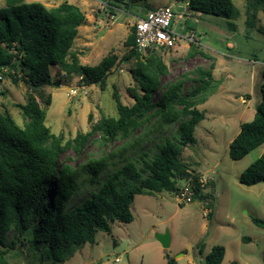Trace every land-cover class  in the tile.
I'll list each match as a JSON object with an SVG mask.
<instances>
[{
	"label": "trees",
	"instance_id": "16d2710c",
	"mask_svg": "<svg viewBox=\"0 0 264 264\" xmlns=\"http://www.w3.org/2000/svg\"><path fill=\"white\" fill-rule=\"evenodd\" d=\"M134 1L139 0L130 2ZM244 2L245 23L252 29L258 13L264 16V0ZM186 3L193 12L226 20L234 12L233 0H186ZM107 4L115 8L127 5V1L109 0ZM84 22V13L68 2L49 9L27 0H5L0 6V73L14 85L21 82L26 88L24 103L16 105L24 125L19 126L7 111H0V264H10V252L18 243H27L29 264L64 262L68 248L94 243L96 232H110V222L131 223L130 207L136 195L178 192L177 177L191 179L188 182L192 199L208 200L204 207L209 219L213 218V194L202 192L200 177L191 174L181 161L183 150L196 143L194 130L204 119L198 106L213 93V64L207 70L196 69L194 85L190 87H185L184 78H180L162 88L166 66L155 51L143 59L135 52L130 29L125 41L129 50L120 59L110 54L97 65H83L72 47ZM227 27L235 30L230 21ZM189 30L192 28L186 27L185 32ZM191 44V54L197 53L196 46ZM118 61L132 63L130 74L134 85L127 89L132 104L122 103L114 90L117 117L101 116L89 132L77 133L66 142L63 135L51 132L46 125V108L52 101L51 89L57 85L50 70L57 68L67 77L81 78L84 86L98 85L103 89ZM2 68L7 72L3 73ZM260 78V100L254 117L240 125L238 134L229 143L232 160H241L264 144V65ZM156 93L158 97L154 100ZM151 120L149 127L176 124L174 140L166 139L149 160H142L140 167L133 161H125L96 192L67 209L80 178L98 177L110 162L123 157L139 142L133 137L135 133ZM96 134L103 146L118 140L123 144L76 167L61 162V156L68 150L79 155ZM238 181L248 187L264 183V152L241 173ZM252 223L264 228V220L252 218ZM9 234L11 239L7 242ZM224 255L225 249L215 246L205 257V264H221Z\"/></svg>",
	"mask_w": 264,
	"mask_h": 264
},
{
	"label": "rangeland",
	"instance_id": "374dc122",
	"mask_svg": "<svg viewBox=\"0 0 264 264\" xmlns=\"http://www.w3.org/2000/svg\"><path fill=\"white\" fill-rule=\"evenodd\" d=\"M108 1L27 0L41 3L47 9L63 2L79 7L85 22L78 28L72 51L81 64L90 66L110 54L120 59L129 50L125 41L131 29L130 20L143 17L156 7L186 4V0H144L143 6L127 2V5L103 10L101 5ZM4 3L5 0H0V6ZM233 6L230 20L193 12L187 23L178 25L179 33H182L181 26L192 28L197 53L191 54L192 44L185 41L177 42L174 48L155 51L167 68V74L161 78L162 88L180 78H184L185 87H190L194 85L196 69L207 70L211 64L214 66L213 93L198 106L204 112V119L195 127L196 143L181 154L187 170L200 177L204 185L202 192L213 194V218L209 219L204 207L208 200L203 202L196 197L190 203L179 204L178 192L166 191L136 195L130 207L131 223L110 222L109 233L98 231L94 243L71 246L67 259L58 264H167L169 260L173 264H205V257L215 246L225 249L221 264H264V228L252 223V218L264 220V183L248 187L238 181L241 173L263 154L264 144L241 160H232L228 154L229 143L238 134L240 125L253 119L260 100L264 16L258 13L250 29L245 23L244 0H233ZM100 19L109 26L102 25ZM227 21L234 24V31L228 29ZM131 67V62L118 61L103 89L98 85L84 86L77 76L67 77L52 68L51 78L57 86L51 89L52 101L46 108V125L51 132L63 135L66 142L77 133L89 132L101 116L117 117L112 94L116 90L122 103L132 104L127 93L134 85ZM72 89L75 94H71ZM25 92L21 82L14 85L6 77L0 80V111H7L19 126L24 125V120L16 105L24 103ZM157 97L158 93L154 100ZM151 123L153 120L133 136L140 139L139 142L123 157L110 162L98 177L83 175L80 178L67 209L96 192L125 161H133L140 167L142 160H149L166 139L174 140L176 124L156 128L149 127ZM122 144L118 140L103 146L96 134L79 155L68 150L61 156V162L76 167ZM190 180L177 177L178 189L188 186ZM165 233L170 239L166 249L157 239L158 234ZM10 239L11 234L6 241ZM9 261L10 264H29L27 243H18L10 252Z\"/></svg>",
	"mask_w": 264,
	"mask_h": 264
},
{
	"label": "built area",
	"instance_id": "2783aa9c",
	"mask_svg": "<svg viewBox=\"0 0 264 264\" xmlns=\"http://www.w3.org/2000/svg\"><path fill=\"white\" fill-rule=\"evenodd\" d=\"M131 3L132 0H126ZM102 9H109L108 4H102ZM108 6V7H106ZM193 11L188 8L187 3L184 6L171 4L153 8L143 17H137L130 20L129 25L133 32V49L143 59L147 58L154 51L174 48L179 41L196 44V34L193 30L185 32L187 26H181L182 33L177 32L178 25L181 22L187 23L192 17ZM114 16H112L113 18ZM102 25L109 26L103 19L99 21ZM3 73L7 69L2 68ZM3 75L0 73V80ZM81 81V78H79ZM71 94H75L73 89ZM193 191L190 185L178 191L177 202L179 204L190 203L192 201Z\"/></svg>",
	"mask_w": 264,
	"mask_h": 264
},
{
	"label": "water",
	"instance_id": "95a60500",
	"mask_svg": "<svg viewBox=\"0 0 264 264\" xmlns=\"http://www.w3.org/2000/svg\"><path fill=\"white\" fill-rule=\"evenodd\" d=\"M137 5L143 6L145 4L144 0H139L135 2ZM157 239L158 241L161 243L162 247L164 249L169 247V243H170V239H169V235L167 233L165 234H158L157 235Z\"/></svg>",
	"mask_w": 264,
	"mask_h": 264
},
{
	"label": "crops",
	"instance_id": "0c3cea01",
	"mask_svg": "<svg viewBox=\"0 0 264 264\" xmlns=\"http://www.w3.org/2000/svg\"><path fill=\"white\" fill-rule=\"evenodd\" d=\"M134 2H136V1H134Z\"/></svg>",
	"mask_w": 264,
	"mask_h": 264
}]
</instances>
